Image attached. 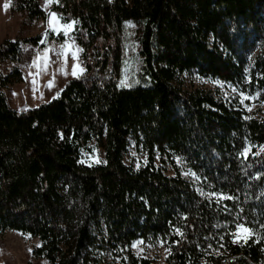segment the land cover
I'll return each instance as SVG.
<instances>
[{"label": "trees", "instance_id": "16d2710c", "mask_svg": "<svg viewBox=\"0 0 264 264\" xmlns=\"http://www.w3.org/2000/svg\"><path fill=\"white\" fill-rule=\"evenodd\" d=\"M9 10L48 18L39 0H11ZM50 11L74 22L82 72L18 112L3 88L31 59L21 44H45L41 35L0 42V62L15 63L0 73V231L37 236L33 253L48 264H102L105 250L120 264H154L132 251L138 239L166 241L165 264H264V147L243 154L264 146V117L181 86L194 72L264 102V0H53ZM134 40L138 70L125 85ZM130 141L147 154L138 167L124 160ZM157 156L181 157L223 197L201 194L177 169L166 175ZM240 224L251 234L236 242Z\"/></svg>", "mask_w": 264, "mask_h": 264}, {"label": "rangeland", "instance_id": "374dc122", "mask_svg": "<svg viewBox=\"0 0 264 264\" xmlns=\"http://www.w3.org/2000/svg\"><path fill=\"white\" fill-rule=\"evenodd\" d=\"M11 1V0H10ZM40 6L48 12L46 21L43 18H34L30 22H24V12H10L9 0H0V42L5 36L11 39L26 38L35 35H41V41L44 47L34 46L30 43H22L23 50L30 53V61L25 64H17L22 70L23 77L20 81H11L4 88L7 103L10 108L20 112L42 103H45L56 97L62 90L64 83L78 76L82 72L80 51L81 48L72 38L70 32L73 29L74 22L62 23L59 21L55 12L50 11L53 2L39 0ZM56 15V20L50 23L52 14ZM126 24L130 27L136 36L140 33L138 23L128 21ZM71 25V29L66 26ZM48 32L63 33L65 39L57 41L48 38ZM127 50L126 63L123 66V84L129 85L135 72L138 70V59L134 53L138 50L137 41ZM253 62L251 57L247 67ZM15 64L10 61L0 62V73L7 75L11 66ZM75 71V75L73 72ZM181 86L183 89L194 90L200 88L212 92L217 98L227 100L235 106L244 109L248 116L254 118L264 117V102L259 98L257 92L252 93L247 87L237 88L229 83L218 79H211L198 76L194 72H188L182 75ZM264 146H248L243 154L249 152L260 153ZM103 156V147L95 149L92 159L99 161ZM147 158L145 149L140 145H135L130 141L125 153L126 163L138 167L142 165ZM156 164L162 166L166 175L173 176L176 169L182 177L188 180L201 194L208 197H220L223 195L208 192L202 186V180L198 177L179 156L160 158L157 156ZM242 229H248L240 224L235 230L233 240L236 242L244 241L250 234L243 232ZM40 246V239L37 236L24 234L17 230L0 231V264H48L43 256H37L33 253V248ZM135 254L143 255L152 260L154 264H165V257L169 248L166 241L159 239L156 242H143L141 239L135 240L131 246ZM102 264H120V254L102 251L100 254Z\"/></svg>", "mask_w": 264, "mask_h": 264}, {"label": "snow or ice", "instance_id": "6c2138e0", "mask_svg": "<svg viewBox=\"0 0 264 264\" xmlns=\"http://www.w3.org/2000/svg\"><path fill=\"white\" fill-rule=\"evenodd\" d=\"M47 2H52V0H47ZM9 3H10V0H9ZM8 6H9L8 4H5V5H4L5 8H7ZM55 20H56V15L53 13L52 16H51V18H50V21H49V22L52 23V22L55 21ZM66 27H67L68 29H71L72 26H71V25H67ZM73 74H74V75L76 74L75 71L73 72ZM122 83H123V82H122ZM242 231H243V232H248V229H242Z\"/></svg>", "mask_w": 264, "mask_h": 264}]
</instances>
